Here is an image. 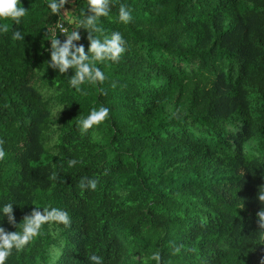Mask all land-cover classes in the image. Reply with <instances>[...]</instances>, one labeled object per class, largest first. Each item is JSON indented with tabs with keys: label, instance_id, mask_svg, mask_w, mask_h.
<instances>
[{
	"label": "trees",
	"instance_id": "trees-1",
	"mask_svg": "<svg viewBox=\"0 0 264 264\" xmlns=\"http://www.w3.org/2000/svg\"><path fill=\"white\" fill-rule=\"evenodd\" d=\"M70 2L74 20L89 14L87 0ZM47 3L21 0V23L0 19V204L13 203L18 224L0 226L20 231L46 206L70 225L45 224L6 264H91L93 253L103 264H264V0H109L101 31L81 26L73 43L87 53L90 33L119 31L125 52L94 61L106 78L81 91L74 69L48 66L60 20ZM101 105L108 118L81 131Z\"/></svg>",
	"mask_w": 264,
	"mask_h": 264
},
{
	"label": "clouds",
	"instance_id": "clouds-1",
	"mask_svg": "<svg viewBox=\"0 0 264 264\" xmlns=\"http://www.w3.org/2000/svg\"><path fill=\"white\" fill-rule=\"evenodd\" d=\"M70 0H48L47 8L49 14L53 16L65 15L68 23H76L77 26L71 31L61 23L56 24L51 32L52 36L48 40L50 42V60L48 66L58 70L63 74L69 69H74L73 75L69 78V85L76 91H81V85L88 83H102L105 80V74L95 62L110 61L115 62L120 59L121 54L125 52V41L119 31H114L110 36H106L103 40L93 35L88 36L89 47L87 53L83 46H77L73 43L79 39V33L76 31L78 27L91 28L93 31H101L96 22L102 16H108L110 11L109 0H87V13L83 19L74 20L69 14V11L63 10L65 3ZM28 12L21 5V0H0V19L11 20L14 24H19L22 18ZM133 19L131 10L124 5H121L118 11V20L124 24H128ZM56 28H59L58 33H62L65 39L61 42L57 38ZM0 30L7 31V24L0 25ZM12 38L18 41L24 40V35L20 30H15L12 33ZM102 91V90H101ZM61 106L59 112L62 110ZM109 115V108L99 106L98 108L90 109L87 116L77 121L81 131L86 132L94 126L100 125ZM5 157V150L0 147V160ZM78 163L76 159L68 160V166L73 167ZM97 179L89 177H81L80 188L95 190L97 188ZM258 199L264 201V189H259ZM7 218V222L15 228L18 224L15 222L13 215V203L6 202L0 204V219ZM259 230L257 231L261 241H264V209L257 213ZM24 223L20 231H6L0 226V264H6L8 258L13 251L19 252L25 249L31 241L40 235L41 228L45 224H60L64 227L70 225V216L68 212L62 208L46 206L43 208L33 207L29 214L23 218ZM178 251V249H177ZM153 259L159 260V255L154 253ZM91 264H103V258L97 254H91L88 257Z\"/></svg>",
	"mask_w": 264,
	"mask_h": 264
},
{
	"label": "rangeland",
	"instance_id": "rangeland-1",
	"mask_svg": "<svg viewBox=\"0 0 264 264\" xmlns=\"http://www.w3.org/2000/svg\"><path fill=\"white\" fill-rule=\"evenodd\" d=\"M72 3L71 2H67V3H65V5H64V9H62L61 11H63V10H67V11H69V14H70V16L73 18V12H72ZM59 20H60V22L59 23H63V24H65L64 26L67 28V26L69 25V23H68V19H66L65 18V15H61V16H59ZM58 20V21H59ZM56 24H58V23H56ZM56 24H54V25H52V28L56 25ZM63 26V25H62ZM77 26V24L75 25V27ZM56 29H59V28H56ZM79 29H80V27H78L77 29H76V31H79ZM61 36H62V38H64L65 39V37L63 36V34L61 33Z\"/></svg>",
	"mask_w": 264,
	"mask_h": 264
}]
</instances>
